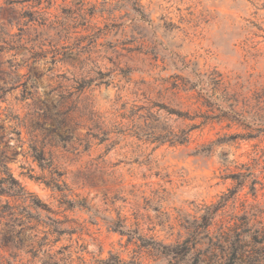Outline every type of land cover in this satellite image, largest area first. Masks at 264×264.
<instances>
[{"label":"clouds","instance_id":"9594fccd","mask_svg":"<svg viewBox=\"0 0 264 264\" xmlns=\"http://www.w3.org/2000/svg\"><path fill=\"white\" fill-rule=\"evenodd\" d=\"M0 264H264V0H0Z\"/></svg>","mask_w":264,"mask_h":264}]
</instances>
